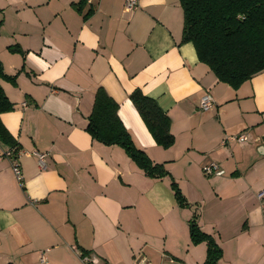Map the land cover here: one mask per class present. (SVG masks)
<instances>
[{
  "label": "crops",
  "instance_id": "crops-1",
  "mask_svg": "<svg viewBox=\"0 0 264 264\" xmlns=\"http://www.w3.org/2000/svg\"><path fill=\"white\" fill-rule=\"evenodd\" d=\"M182 30L180 0H137L135 8L0 0V62L12 78L0 85L13 104L0 121L18 144L22 172L20 184L0 160V264H84L81 251L98 264H161L162 254L203 264L205 243L190 241L194 213L221 249L218 264H264L256 197L264 188V70L233 89L182 42ZM99 88L118 104L135 146L178 180L189 207L177 205L168 177L148 178L123 148L92 139L87 118ZM137 89L168 116L169 148L155 143L130 100ZM206 93L212 107L201 112ZM242 131L247 142L222 144ZM8 148L0 142V152ZM34 151L48 154L46 168ZM211 162L224 173L204 180ZM123 227L137 228L138 253L129 244L113 250Z\"/></svg>",
  "mask_w": 264,
  "mask_h": 264
},
{
  "label": "trees",
  "instance_id": "trees-1",
  "mask_svg": "<svg viewBox=\"0 0 264 264\" xmlns=\"http://www.w3.org/2000/svg\"><path fill=\"white\" fill-rule=\"evenodd\" d=\"M180 5L182 42L194 46L198 60L208 66L219 82L237 89L264 70V0H180ZM3 79L12 78L4 74L0 62V81ZM130 100L155 143L165 149L172 146L174 136L170 132L169 118L156 101L139 89L133 91ZM12 108L0 85V114ZM87 120L86 131L92 139L123 148L147 177H168L177 205L190 206L163 164H154L135 146L118 117V104L102 88L95 93ZM0 142L19 149L1 121ZM197 221L198 214L194 213L188 222L190 241L193 245L205 243L203 264H218L221 249L213 237L199 228Z\"/></svg>",
  "mask_w": 264,
  "mask_h": 264
},
{
  "label": "built area",
  "instance_id": "built-area-1",
  "mask_svg": "<svg viewBox=\"0 0 264 264\" xmlns=\"http://www.w3.org/2000/svg\"><path fill=\"white\" fill-rule=\"evenodd\" d=\"M88 3H91L92 0H86ZM137 5V0H125V6L127 8H135ZM212 107V99L211 96L206 93L204 94L199 103H198V110L201 112L208 111ZM249 134L246 131L238 132L235 134L224 136L222 139V144L227 143H238L243 144L248 141ZM21 155V151L16 148H8L5 150H2L0 152V160L1 159H7L11 170L13 172L14 177L16 180L22 184V172H21V166L19 163V157ZM32 155L36 157L38 166L42 170L46 168L45 159L47 157V153H40L37 151L32 152ZM202 172L207 177H215V176H221L224 173V170L222 167L215 162L208 163L202 167ZM256 197L260 203V207L262 210H264V188L260 189L256 193ZM162 262L161 264H182L172 258H169L166 254H162ZM40 259L43 260V254H41ZM80 259L84 264H98V259L94 256H90L89 254L84 255L80 253ZM136 264H149L145 258H140L136 261Z\"/></svg>",
  "mask_w": 264,
  "mask_h": 264
},
{
  "label": "rangeland",
  "instance_id": "rangeland-1",
  "mask_svg": "<svg viewBox=\"0 0 264 264\" xmlns=\"http://www.w3.org/2000/svg\"><path fill=\"white\" fill-rule=\"evenodd\" d=\"M135 165H136V163H134ZM201 176H202V179H204V180H206V179H211V178H213V177H207L206 175H204V173L201 171ZM148 178H150V177H148ZM175 180V182L178 184V180H176V179H174ZM196 181H198L197 180V178H196ZM199 182V181H198ZM169 187H170V189H171V186H170V179H169ZM180 188V187H179ZM172 190V189H171ZM172 193H173V190H172ZM173 196H174V193H173ZM183 196H184V194H183ZM174 199H175V197H174ZM186 199V198H185ZM176 201V200H175ZM186 201L188 202V204L190 205V200H187L186 199ZM177 203V202H176ZM193 205L195 206V208L197 207L196 206V203H193ZM189 207V206H188ZM200 207H201V205H200ZM186 208V207H185ZM198 208V207H197ZM151 209V208H150ZM150 209H149V211H148V217L151 215V211H150ZM151 220L150 221H152L153 222V224H156V223H159V221H160V217L159 216H157V215H153L151 218H150ZM148 222V221H147ZM165 227H166V224H165ZM123 230L122 231H120V232H122V234H123V237L119 240V241H117V242H115L114 244H113V250L114 251H116V252H118V251H121L122 250V248L124 247V245H126V244H129V246H130V249H132V250H134V252L133 253H138V251H139V248L142 246V243H140V241H139V238L136 236V232L135 231H137V228H136V230L134 229V232H132V233H130L129 234V230H127L126 228H122ZM82 253L81 254H87V252H83V251H81Z\"/></svg>",
  "mask_w": 264,
  "mask_h": 264
},
{
  "label": "water",
  "instance_id": "water-1",
  "mask_svg": "<svg viewBox=\"0 0 264 264\" xmlns=\"http://www.w3.org/2000/svg\"><path fill=\"white\" fill-rule=\"evenodd\" d=\"M261 147H262V149L264 150V144H263ZM263 154H264V152H263Z\"/></svg>",
  "mask_w": 264,
  "mask_h": 264
}]
</instances>
